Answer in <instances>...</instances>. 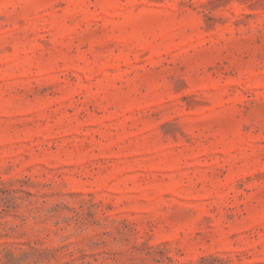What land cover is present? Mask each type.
Returning a JSON list of instances; mask_svg holds the SVG:
<instances>
[{
	"label": "rangeland",
	"instance_id": "1",
	"mask_svg": "<svg viewBox=\"0 0 264 264\" xmlns=\"http://www.w3.org/2000/svg\"><path fill=\"white\" fill-rule=\"evenodd\" d=\"M0 264H264V0H0Z\"/></svg>",
	"mask_w": 264,
	"mask_h": 264
}]
</instances>
